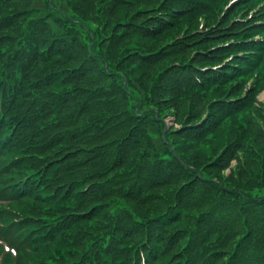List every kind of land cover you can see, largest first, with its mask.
<instances>
[{"label":"trees","instance_id":"1","mask_svg":"<svg viewBox=\"0 0 264 264\" xmlns=\"http://www.w3.org/2000/svg\"><path fill=\"white\" fill-rule=\"evenodd\" d=\"M83 1L88 4L91 2V0ZM138 1H140L139 5L154 3V0ZM224 1L226 4L230 0L216 1L215 5L203 15L216 10V7ZM243 2L250 1L240 0L230 9L240 8ZM163 4L161 3L158 7H161V10L167 14H156L141 22L135 21L133 17H125L120 21L121 27L112 31L114 36L111 39V45L113 44L115 47L123 41L120 51L127 52L125 57H128L130 62H138L146 68L156 65L157 68L159 65L156 63L168 57H175L176 54L178 56L175 57V62H178L181 61L177 60L181 53L187 56L193 52H207L209 49L232 42L227 48L239 49L232 54L236 61L235 70H238V67L252 69L246 60L247 53L244 49L245 46L254 45L252 43L244 45L245 40L251 39V37H244L250 31L246 28H244V34L243 28L231 31L235 24L232 25L233 21L226 19L229 10L226 11L227 13L217 26L219 30L217 38L214 39V36L205 33V28L202 30L195 28L188 32L190 29L187 26L185 27L187 28L186 35L170 37L158 50L153 51L151 49L153 44L149 45L148 43L155 42L150 41L155 39L161 41L159 38L168 34V30L171 35L177 36L174 34L175 32L172 34L171 31L182 26L178 24L195 20L197 17L191 19V16L202 10L198 5L193 11H186L181 18L175 16L177 11L171 10L173 7L166 9ZM177 6L178 3L174 7ZM57 7L53 3L49 15V19L56 29L68 30L64 36L77 44L89 42L90 46L94 42L96 58L92 64L90 79L88 81V70H85L83 66L85 56L83 58H65L55 52L51 56L49 55L48 60L47 68L53 66L48 70L50 78L48 88L26 96L22 110L27 115L37 116L40 112V96L45 93L52 95L60 93L67 97L71 94L77 95L76 102L82 103L86 91L87 103L80 123H100L104 128V134L100 140L83 144L77 130L72 136L67 135L58 142V157L64 162H60L61 169L65 166L72 183L63 178L62 184L53 182L54 179L58 180V175L56 174L57 170L51 171L53 175L49 174L50 165L40 167L39 172H36L37 169L27 168L28 164L36 160L50 159V162H53L51 165H53L58 163V157L39 154L34 150L36 149L34 139L25 132L20 133V137L23 136L22 140H19V145L9 154L11 166L0 171L2 198L11 200L13 207L16 208V213L12 214L13 219L10 221L14 224L9 229L6 226L0 228V238H4L8 242L11 241L10 243L22 254L17 264H102V256L106 253L110 264H142L143 257L146 258L147 264H263V260L256 252L250 250L248 239L240 236L246 234L245 227L232 231L237 235H232L226 248L218 250L221 255L215 258L213 242L209 237V227H207L206 213L209 208L202 203H194L187 209H183V203L175 197L169 199L168 204L161 206L158 213L149 218L137 212L140 208L153 203L159 193L163 191L162 188L166 189L169 186L165 184L154 186L142 193L148 195L146 197L142 195L130 196L127 193L122 183L123 178L125 174H131L135 170L139 163L137 151H140L132 147L131 140L138 132H143L147 139L145 145L159 150L173 145L174 137L170 133H164L162 117L158 110L151 106L155 97L150 91L141 97L130 86V80L113 68L108 59L100 56L97 39L92 36L94 31L90 26L91 23L72 16L64 9H55ZM3 8L7 14L6 6ZM52 10L73 24H59L58 16H55ZM143 10L139 9L142 13ZM22 12L33 13L34 9L28 7ZM181 19L191 20L178 23ZM259 22L264 23V19H260ZM261 25L264 27L263 24ZM78 26L83 33L73 32ZM252 29H256V26H253ZM263 31L264 28H261L260 32ZM12 33L14 32L6 33L4 37L10 40L13 37ZM237 34L242 39H239ZM130 36H134V40L128 41L127 38ZM137 36L139 40H137ZM156 36L160 37L156 38ZM18 40H21V37ZM56 47L57 44L53 49ZM254 49L256 53L264 56V39L259 41ZM238 54H244L245 57H238ZM88 57H95L94 53L92 55L89 53V49ZM210 61L206 60V64L203 66L210 65ZM204 62L200 61V63ZM172 63L160 70L157 68L159 79L165 84L169 93H171V88L163 77ZM261 71L264 81V59L261 62ZM71 72L72 75L69 77ZM2 78L3 76L0 75V81L4 82ZM31 78H14L6 81L9 91L2 90L0 86V91H3L2 94L6 97V102L17 84L25 83ZM240 83L244 84V82ZM163 90L155 84L152 91L157 96ZM64 101L67 102L68 99L66 98ZM248 110L252 111L253 109L250 107ZM260 110L261 114L260 116L256 115V120L251 119V122H245L244 130L247 131V134L239 137L237 142L226 148L225 153L226 156H229V161L233 158L237 159L235 153L244 150L247 154L246 158L252 157L249 159L252 164H258L264 169V109L260 108ZM255 111L256 108L253 113ZM180 134L182 133L180 132ZM48 138L47 132L40 130V147L47 145ZM183 139L190 140L185 137ZM26 147L30 148L26 150ZM215 164L213 163V167L216 166ZM79 169L82 171L80 174L78 173ZM263 176V171L256 176L260 179L258 180L260 183ZM32 177L41 178V189L44 190L45 195L40 198V184L37 186L35 180L32 187L39 192L33 196L34 202L29 204L26 200L28 196L25 193L31 187ZM27 178H29L28 181L21 184ZM135 180L134 177L133 182ZM86 188L88 189L86 190ZM216 188L223 191L219 187ZM239 193L240 199L248 203L242 198L243 193ZM249 196L253 200H258V197L250 194ZM262 201L264 202V200ZM237 209L239 213H246L248 206L241 204ZM189 210L200 212L189 213ZM87 211L92 212L89 215ZM46 216L49 221L40 222V218H46ZM21 218L24 220L20 223L14 220ZM178 222L182 223V228L176 226ZM40 227L57 232L54 242L58 248L52 245H43V241L38 240L37 235L40 233H37L35 229ZM248 227L251 229L250 233L256 232L255 238L257 242H262L264 250L262 227H258L250 217ZM60 232H64V234L60 236ZM168 238L172 240V247L163 245ZM95 241L100 242L101 245L90 248ZM107 242L110 247L105 249L104 245Z\"/></svg>","mask_w":264,"mask_h":264},{"label":"rangeland","instance_id":"2","mask_svg":"<svg viewBox=\"0 0 264 264\" xmlns=\"http://www.w3.org/2000/svg\"><path fill=\"white\" fill-rule=\"evenodd\" d=\"M249 1L250 2L248 3H241L240 8L232 10L230 9L231 5H229L231 0L224 5L222 2L216 7V10H213L211 13L197 17L195 20L188 23L178 24L179 26H182L171 31L172 34L175 32L174 34H177V36L171 35L170 30H168V34L159 38L161 41L155 39L150 41L155 43L148 44H153L151 46L153 51L158 50L160 46L165 44V42L170 37L176 38L186 35L187 28L185 27L187 26H189L190 29L188 32L193 31L195 28H213L219 24L221 19L225 16L227 10H229L227 17H230L228 21H231L235 17H248L250 13L264 4V0ZM143 2L147 1L144 0ZM54 3L58 6V8L66 10L72 16L79 17L85 22L91 23L90 26L94 31H92V36L97 39L96 41L98 43L97 46L100 49V56L102 58L108 59V61L112 63L113 68L126 76L130 80V86L136 90L141 95V97H144L148 91H150V93L155 97V99H153L151 102V106L158 110L160 116L162 117V121L166 125V132L170 133L174 137L173 151L177 155L178 160L184 161L193 168L192 170L194 172L201 171L206 179L214 180V182L204 181L209 182L213 187H216L215 184L220 183L222 186L230 190L241 191L242 193L246 194L248 198H251L249 194L258 198L264 197V178L262 179L263 182L261 181V184L258 181L260 179L256 177L258 173H261V171H263L264 174V169L258 164H252L251 160L249 161V159L252 157L246 158L247 154L244 150H239L236 152L235 156L237 159L234 158L230 161L229 156H226L225 153L227 146L234 144L238 141L239 137L247 134V131L244 130L246 125L245 122H251V119L256 120V115L260 116L261 110L259 106L264 105L263 80L255 77V75L249 76L247 79L248 84L257 81L254 83L256 85L252 91L255 101L254 108H256L255 113H253L254 108L252 111H241L239 114L231 116L230 119H227L220 126H217L207 137L199 140H185L183 139L180 132L176 130H178L179 127L185 123H200L201 120H203L206 116V110L208 109L207 106H205V102L210 104L214 97L206 98L204 101H202V99L196 95L186 97L185 99H180L166 90L165 84H163L159 79L157 68L160 70L166 65L175 62V57H177L178 54H176L175 57H168L162 61H159L156 63L159 65L157 68L156 65H152L151 68H146L138 62H130L128 57H125L127 52L120 51L123 41L117 44L115 47H113V44L111 45V39L114 36L112 31H115L121 27V19L125 17H133L135 21L141 22L148 20V17L156 14H167V12L161 10V7H158L162 2L158 1L153 4L142 3L140 5L138 4V6L122 4L119 7L111 9V11L110 7H114L111 4V0H91L89 4L85 3L83 0H55ZM30 5L31 4L28 3L26 8H28ZM139 9H144V12L142 13V11H139ZM137 12L139 13L137 14ZM30 14L32 13H29V15ZM240 27H242V25L236 26L233 29L237 30ZM178 33L180 34L178 35ZM215 35L217 36V34H213L211 36L216 37ZM158 37L160 36H156V38ZM238 38H240V35H238ZM127 40H134V36L128 37ZM137 40H139L138 36ZM179 56L180 57H178L177 60L188 62L189 59H192L195 56V53L192 55L189 54L187 56H184L183 53H181ZM212 63L213 62H211V64ZM52 68L53 66L44 70L48 71ZM240 79L241 78H238L237 80ZM155 84L164 89L163 92H161V94H157V96H155L152 91L154 90ZM231 86L232 85H229L227 90L234 87ZM211 95H213L212 92H209V96ZM145 102H147L146 99ZM217 159H219V161H216ZM213 163H216L215 167H213ZM162 190L163 191L159 193L158 198L153 203L140 208L137 212L140 213V215L149 218L158 213L161 206L168 204L169 199L176 197L177 189L175 187H168L166 189L162 188ZM188 212L198 213L200 211L189 210ZM176 226L178 228H182V223L178 222Z\"/></svg>","mask_w":264,"mask_h":264}]
</instances>
